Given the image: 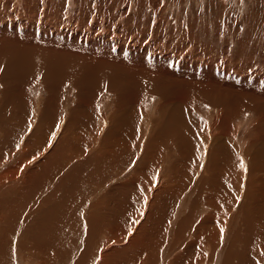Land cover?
I'll return each mask as SVG.
<instances>
[{
  "label": "bare ground",
  "instance_id": "obj_1",
  "mask_svg": "<svg viewBox=\"0 0 264 264\" xmlns=\"http://www.w3.org/2000/svg\"><path fill=\"white\" fill-rule=\"evenodd\" d=\"M21 2L0 0V264H243L250 240L264 251V72L113 27L56 38L44 12L39 27L11 19Z\"/></svg>",
  "mask_w": 264,
  "mask_h": 264
},
{
  "label": "rangeland",
  "instance_id": "obj_2",
  "mask_svg": "<svg viewBox=\"0 0 264 264\" xmlns=\"http://www.w3.org/2000/svg\"><path fill=\"white\" fill-rule=\"evenodd\" d=\"M9 1L17 3L18 0ZM21 1V5L18 6V8L16 7L17 4H15L14 7L10 8V10L13 9V11L11 12V19L24 18L26 21H29L30 19L34 18L35 21H32L36 24L38 16L41 14V12H44L43 14L45 16L41 14L38 20L41 21L42 25L46 23V26L43 25V27L45 26L47 30H56V32L58 31L57 33H54L58 36L56 38H66L64 37V34H66L67 32L68 35H66L68 37L69 35L70 37H73L75 36L76 32L82 31L81 29L83 28L85 29V31L102 28V32H105L107 28L111 29V27H113L112 29L114 31L117 30L120 31V33H126L127 36L129 33H132L131 37L129 35L128 37H125L126 39L124 38L126 41L128 40L129 43L132 42L130 44H134L131 39L137 41V37L139 38V40L136 42V45H138L139 43H141V45H145L146 43L150 44L152 41V39L150 41V38L158 35L162 37H156L155 41L163 49H170L171 47L170 50H173L176 48L175 46L183 45V53L180 56H187L189 54L193 55L194 58L202 61L213 59L212 57H214L222 60H217L219 63H223L224 61L229 60L235 64L238 63L239 65H241L240 63H242V67L243 65L246 66L247 63H252V65L255 66V69H253V71H258L259 69V71L261 70L260 72H264V0H226L227 3L222 2L225 0H71L73 2L71 3L72 5L68 3L69 0H47L48 2L45 0H43V2L42 0H28L30 8H27L26 0ZM7 2L8 0H5V3ZM33 4L35 6H31ZM44 7L46 8L45 10H43ZM13 12L18 15H14ZM100 15L103 19L100 17ZM92 18L93 21L90 23V20H92ZM43 19V22L45 23L42 22ZM101 22L102 24H100ZM1 25L2 24H0V27ZM36 25L39 27L38 23ZM21 27L23 26H20V28ZM72 31L74 32L73 34ZM228 31L232 32L229 33ZM135 32H137V34ZM60 33L63 34L60 35ZM108 33L111 34L112 31H108ZM146 33H148L149 35L147 36ZM142 34H145L148 38L144 39L145 37L143 35V38ZM3 37L4 36H0V38ZM168 45H170L169 48ZM64 48L63 52L65 53V56L67 55L68 57L70 55V57L72 58L71 55H73V53L70 52V49ZM68 52H70L71 54H69ZM73 57H77V54L75 52ZM235 59L239 60L236 61ZM22 67L24 68V66ZM260 68H263V70ZM8 71L11 72L12 70L9 69ZM17 86L18 90H24L21 88L22 85ZM32 89L28 96H30V98L34 100V98L38 97L39 95L38 98L40 101L39 113L36 112L35 119L33 120L34 124L31 123L33 125H37L39 124L42 114L44 113V104L46 103V99L49 97V95L41 86L39 88L35 87L33 90ZM68 90H70L71 94L70 92H68L67 96L72 95L70 96V101L73 100L72 103L74 104V102L76 101L73 93L74 90ZM111 98H109L108 100H111ZM154 103H157L156 105H158L159 99L156 98L154 100ZM60 106H62V103L60 104ZM73 106L75 105L70 104L68 107L65 106V122L70 119V111ZM112 108H114V111L115 109H117L114 106H112ZM157 115L158 113L156 112L153 116L154 119ZM2 128L3 127H1L0 130H2ZM32 128L34 127L32 126ZM16 152L17 151H15V153ZM25 157L21 158L22 162L26 161ZM10 159L8 158L7 160ZM122 169H125L126 172L131 173V169ZM58 171H61V168H58ZM71 171V169L65 170L64 173H62L61 179L65 178ZM111 175L112 172L110 174H105L107 178H109ZM94 184L95 185L91 184L93 187L88 188L91 192L94 191L95 188L101 187L100 183ZM55 186L57 187V184L54 185L53 189L55 188ZM53 189L51 188L50 192H52ZM81 192H83L86 198L89 199V192ZM238 208L239 207L236 208V212L235 210L231 212L232 217L236 215ZM259 230L261 232V229H258V232ZM250 242L251 245H248L249 248L246 251L244 250L243 252L245 255L243 264H258V257L260 255L262 258H264V251H261V253L258 252L257 249L259 247H257L256 245H259V243L256 240L254 241V244L253 240H250ZM251 246L253 249L251 248Z\"/></svg>",
  "mask_w": 264,
  "mask_h": 264
},
{
  "label": "snow or ice",
  "instance_id": "obj_3",
  "mask_svg": "<svg viewBox=\"0 0 264 264\" xmlns=\"http://www.w3.org/2000/svg\"><path fill=\"white\" fill-rule=\"evenodd\" d=\"M240 167H242V168L244 167V164H243V162H241V165H240ZM222 231H223V230H222Z\"/></svg>",
  "mask_w": 264,
  "mask_h": 264
}]
</instances>
